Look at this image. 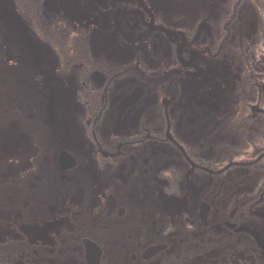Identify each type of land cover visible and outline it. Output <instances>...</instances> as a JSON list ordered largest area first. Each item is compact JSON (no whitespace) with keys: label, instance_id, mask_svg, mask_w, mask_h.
Wrapping results in <instances>:
<instances>
[{"label":"flooded vegetation","instance_id":"1","mask_svg":"<svg viewBox=\"0 0 264 264\" xmlns=\"http://www.w3.org/2000/svg\"><path fill=\"white\" fill-rule=\"evenodd\" d=\"M227 6L213 28L149 0H0V169L34 143L57 165L40 264H88L85 241L97 264H264V0Z\"/></svg>","mask_w":264,"mask_h":264},{"label":"trees","instance_id":"2","mask_svg":"<svg viewBox=\"0 0 264 264\" xmlns=\"http://www.w3.org/2000/svg\"><path fill=\"white\" fill-rule=\"evenodd\" d=\"M228 1L229 0H220L217 2L212 15H209L205 9H202L204 10V14L207 15L205 17L209 19L213 28H217L220 25L223 9L224 7L228 8ZM237 2L241 3L240 12L243 14L246 12V8L251 5L252 0H235V3ZM237 15L239 14H235V17L228 20V22L231 24L232 20L237 19ZM225 17L227 18V15H225ZM245 18L247 19L246 16ZM34 145L36 150H34L35 153L31 155L33 157L32 164L30 162L32 169L38 172L39 175H42L41 173L44 169L54 173L55 171L52 169H57V165L53 163V159H41L40 153L43 151L42 145L40 143H34ZM3 159L4 161L1 167H5V169H0V185H8V187L5 189L0 187V264H27L32 257L34 260L33 264H40L39 259L42 258V256H46L49 252L51 254L57 252L56 246L60 240L50 238L46 234H43L47 224L40 222L38 215H41V212H37L36 209H39L38 206H35L34 203L31 202L29 197L31 192L27 194V190L30 186L32 188L34 183H39L36 181V173L33 172L31 176L29 175L28 164L30 159H26L25 161V159L22 158L23 162L26 164V168L23 163L19 167L15 166V159L17 158ZM8 188L12 189L13 196L15 195L17 200L10 196L9 191H7ZM3 191H5V193H3ZM35 191H38L34 196L35 199L44 197V185H41L39 190L34 187L33 192ZM23 200L28 204L31 202L30 206L33 209L34 215H36L34 218L35 230L31 236L26 234L27 228L24 217L25 201ZM4 203L5 205H3ZM11 210L15 213H19V216L14 217L10 212ZM13 224H16V229H13L16 231L15 234L10 233V228H12Z\"/></svg>","mask_w":264,"mask_h":264},{"label":"rangeland","instance_id":"3","mask_svg":"<svg viewBox=\"0 0 264 264\" xmlns=\"http://www.w3.org/2000/svg\"><path fill=\"white\" fill-rule=\"evenodd\" d=\"M149 1L152 5H154L157 8L159 14L162 16H163V14L164 15L172 14L173 16L174 15L192 16L198 12L199 8L205 9L209 15H212L214 13V10H215V5L219 0H149ZM4 105H5V103H1L0 107H4ZM22 125L26 128V130L28 132H30L32 129H36V130L39 129L37 127L36 128L32 127L30 124L28 125L27 123H23ZM23 132H25V131H23ZM2 157H17V158L22 157L23 159H25V161H26V159H30V158L33 159V157L28 152H24L23 155L2 156ZM40 158L43 159L44 155H41ZM25 165H24V167H25ZM15 166L19 167L20 165L15 164ZM52 170H54V169H52ZM28 172L29 173H33V172L36 173V175H37L36 181L39 182V183H34L32 188H29L27 190V192H29V193L31 192L30 190H32V193L29 195L30 199L33 201V203H34V201H41V200H45L46 198L48 199V197H46V191L48 192L49 190L45 187V185H44V189H45L44 197H42L41 199H35L34 198L35 194L38 191L33 192V189H34V187L37 190L40 189L41 185H43V176L39 175V173L36 172L35 170H33L32 168H30L28 170ZM39 172H41V171H39ZM43 172L49 173L50 171L47 169H44ZM51 193H53V196H49V197H51V198L52 197H55V198L58 197L56 189ZM12 197H13V199L17 198L15 195ZM23 201H25V200H23ZM34 205H35V203H34ZM36 206H38V208H39V209H36V211L40 213L41 210L43 209V206H41V202L36 203ZM28 215L29 216L33 215L32 216L33 219L36 217V215H34L33 209H32V212L28 213ZM38 217L41 219L42 216L38 215Z\"/></svg>","mask_w":264,"mask_h":264},{"label":"water","instance_id":"4","mask_svg":"<svg viewBox=\"0 0 264 264\" xmlns=\"http://www.w3.org/2000/svg\"><path fill=\"white\" fill-rule=\"evenodd\" d=\"M70 15V17L72 18H77L76 15L74 14H71V13H68ZM14 28V27H13ZM17 32L22 35V31L20 30V28H17ZM124 104H128V101H125ZM58 164L60 166L61 169L63 170H68V169H71L73 168L74 166V160L68 156V154L66 153H62L59 157V161H58ZM85 246H86V255H85V259H86V262L88 264H97L98 263V256H94L92 254V247H91V244H89V242L85 241Z\"/></svg>","mask_w":264,"mask_h":264}]
</instances>
